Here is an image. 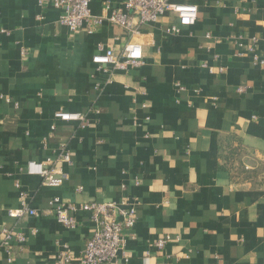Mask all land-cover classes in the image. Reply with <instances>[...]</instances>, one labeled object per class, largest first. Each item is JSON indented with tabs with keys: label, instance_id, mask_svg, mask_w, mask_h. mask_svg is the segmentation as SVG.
<instances>
[{
	"label": "crops",
	"instance_id": "0c3cea01",
	"mask_svg": "<svg viewBox=\"0 0 264 264\" xmlns=\"http://www.w3.org/2000/svg\"><path fill=\"white\" fill-rule=\"evenodd\" d=\"M52 1L0 0V264L82 254L95 221L67 211L76 226L65 227L55 198L138 199L130 259L108 264H264V0H188L199 18L178 34L167 32L174 14L134 19L137 32L105 20L72 34ZM122 2L91 0L92 13ZM128 43L142 46L140 67L107 73L93 62ZM31 161L66 180L44 184ZM17 183L39 216L9 215L23 207ZM166 235L173 240L159 249Z\"/></svg>",
	"mask_w": 264,
	"mask_h": 264
},
{
	"label": "built area",
	"instance_id": "2783aa9c",
	"mask_svg": "<svg viewBox=\"0 0 264 264\" xmlns=\"http://www.w3.org/2000/svg\"><path fill=\"white\" fill-rule=\"evenodd\" d=\"M52 2L61 12L59 23L66 26L72 34L82 30L92 34L105 20L116 23L129 31L137 32L134 19H137L139 24L157 23L167 14H174L178 19V24L168 27L167 32L178 34L182 27L195 25L199 18L198 6L188 0H123L120 7L109 9V13L105 16L92 13L91 0H53ZM108 8L107 6L106 9ZM207 36L210 37L209 34ZM256 44L257 40L253 39L252 43L248 44V48L253 51ZM99 50H103L102 45H99ZM255 59L258 60V57ZM92 60L99 69L107 73L127 71L143 64V50L138 43H128L120 55L107 52L98 53L93 56ZM243 90V87L239 88L240 92ZM55 116L63 121H85L84 115L78 112L58 111ZM60 153L63 161L72 162V153L66 144L61 145ZM28 169L32 174L40 175L43 183L52 187L61 186L66 180L65 174H56L45 168V164L41 162L31 161ZM17 187L23 207L17 210L10 209L9 215L13 217L24 214L39 216L41 212L27 204V192L22 190L19 183ZM54 203V210L58 214L59 221L65 227L74 228L76 226L75 219L67 216V211L90 212L96 224L82 254L77 258L70 253L62 254L58 257L60 264H108L119 257L129 261L127 237L128 232L135 227L137 222V198H126L121 201H94L85 204H66L59 198H55ZM13 237L11 230L4 229L2 245L9 247ZM15 237L21 243L26 241V237L21 233ZM172 240L170 235L161 237L156 241V247L163 249Z\"/></svg>",
	"mask_w": 264,
	"mask_h": 264
}]
</instances>
